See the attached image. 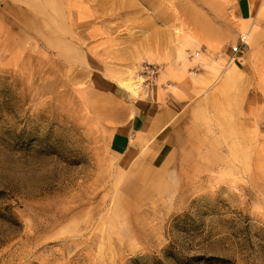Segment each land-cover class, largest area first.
Here are the masks:
<instances>
[{"label": "rangeland", "instance_id": "rangeland-1", "mask_svg": "<svg viewBox=\"0 0 264 264\" xmlns=\"http://www.w3.org/2000/svg\"><path fill=\"white\" fill-rule=\"evenodd\" d=\"M233 2L0 0V264H264V30ZM147 87L169 126L117 156Z\"/></svg>", "mask_w": 264, "mask_h": 264}, {"label": "crops", "instance_id": "crops-1", "mask_svg": "<svg viewBox=\"0 0 264 264\" xmlns=\"http://www.w3.org/2000/svg\"><path fill=\"white\" fill-rule=\"evenodd\" d=\"M233 1L237 18L246 24L249 23V32L256 28L264 30V0ZM225 57L233 61L239 56L234 57L229 50V55ZM113 123L115 130L109 142L110 150L117 156H123L133 149L141 150L145 141H153L159 145L160 136L169 126L170 115L168 111H162L159 93L148 88L147 95L128 103L127 112L121 117L118 116L117 121ZM133 142L136 143L135 146H132Z\"/></svg>", "mask_w": 264, "mask_h": 264}, {"label": "bare ground", "instance_id": "bare-ground-1", "mask_svg": "<svg viewBox=\"0 0 264 264\" xmlns=\"http://www.w3.org/2000/svg\"><path fill=\"white\" fill-rule=\"evenodd\" d=\"M187 23L189 24V27H192L193 30L198 31L200 34L212 36V37H221L222 32L219 31L217 27L212 25L210 21L206 18L205 15L202 13H197V12H192L187 16ZM230 26H232L229 23ZM195 31V32H196ZM251 31V29L249 30ZM180 56L184 57L185 60V67L187 68L188 65V56L187 53L183 55L182 50L179 51ZM135 69H130L128 71V75L125 78L122 79H117L116 83L118 84L119 87L126 89L128 92H131L132 94L136 95L140 89V86L144 84L146 81L145 79L139 78L136 80L134 78L135 75ZM238 68L236 66L233 67V72H236ZM233 78H235V74L232 73L231 71L227 73L226 75V81H231ZM136 143L133 142L132 146H135Z\"/></svg>", "mask_w": 264, "mask_h": 264}, {"label": "built area", "instance_id": "built-area-1", "mask_svg": "<svg viewBox=\"0 0 264 264\" xmlns=\"http://www.w3.org/2000/svg\"><path fill=\"white\" fill-rule=\"evenodd\" d=\"M248 46H249V44H248L247 36L242 35L235 45L230 46V50H231L234 57H238L247 50ZM197 56H199V54H197ZM145 71L150 76L156 75V71L154 69H148L147 68ZM152 84H154V83H152Z\"/></svg>", "mask_w": 264, "mask_h": 264}]
</instances>
